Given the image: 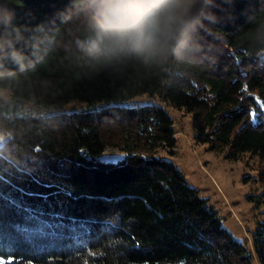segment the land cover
I'll return each instance as SVG.
<instances>
[{
	"label": "trees",
	"instance_id": "1",
	"mask_svg": "<svg viewBox=\"0 0 264 264\" xmlns=\"http://www.w3.org/2000/svg\"><path fill=\"white\" fill-rule=\"evenodd\" d=\"M75 3L0 0V252L16 264H264V222L250 250L157 155L174 153L168 112L121 105L149 94L184 109L196 142L257 157L264 185V0H217L190 52L147 64L92 48ZM107 150L124 157L99 159Z\"/></svg>",
	"mask_w": 264,
	"mask_h": 264
},
{
	"label": "rangeland",
	"instance_id": "2",
	"mask_svg": "<svg viewBox=\"0 0 264 264\" xmlns=\"http://www.w3.org/2000/svg\"><path fill=\"white\" fill-rule=\"evenodd\" d=\"M0 95L7 98V90L0 88ZM121 105H158L168 112L175 131L174 153L159 148L157 155L172 161L187 183L213 207L222 226L234 239L252 250L251 234L260 222H264V204L249 199V196L254 199L264 197V185L258 180L260 160L250 154H242L238 160H228L223 153L196 142L190 113L157 95L141 94ZM80 107L82 104L75 101L69 102L62 110ZM25 108L32 107L27 104ZM8 137L7 133H0V142ZM123 157L120 151L107 150L99 159L116 162Z\"/></svg>",
	"mask_w": 264,
	"mask_h": 264
},
{
	"label": "clouds",
	"instance_id": "3",
	"mask_svg": "<svg viewBox=\"0 0 264 264\" xmlns=\"http://www.w3.org/2000/svg\"><path fill=\"white\" fill-rule=\"evenodd\" d=\"M217 7V0H76L74 5L84 16L92 48L117 62L135 57L146 64L190 52L205 22H216ZM9 48L8 55L22 62L23 54Z\"/></svg>",
	"mask_w": 264,
	"mask_h": 264
},
{
	"label": "snow or ice",
	"instance_id": "4",
	"mask_svg": "<svg viewBox=\"0 0 264 264\" xmlns=\"http://www.w3.org/2000/svg\"><path fill=\"white\" fill-rule=\"evenodd\" d=\"M245 90H246V86H245ZM16 191H22V190L17 188ZM4 199H5V197L2 194H0V201H3ZM11 203L13 205H15L16 201L15 200H11ZM0 206H2V205H0ZM23 231L26 232L27 230L24 229ZM0 264H16V258L11 256V255H8L7 258H6L5 255L2 252H0Z\"/></svg>",
	"mask_w": 264,
	"mask_h": 264
}]
</instances>
